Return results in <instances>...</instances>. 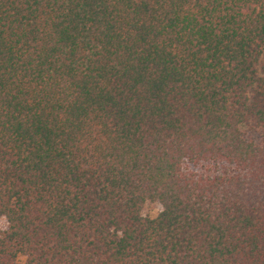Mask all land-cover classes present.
<instances>
[{
  "label": "trees",
  "instance_id": "trees-1",
  "mask_svg": "<svg viewBox=\"0 0 264 264\" xmlns=\"http://www.w3.org/2000/svg\"><path fill=\"white\" fill-rule=\"evenodd\" d=\"M0 220V264H264V0H0Z\"/></svg>",
  "mask_w": 264,
  "mask_h": 264
},
{
  "label": "rangeland",
  "instance_id": "rangeland-1",
  "mask_svg": "<svg viewBox=\"0 0 264 264\" xmlns=\"http://www.w3.org/2000/svg\"><path fill=\"white\" fill-rule=\"evenodd\" d=\"M243 130H245L246 132H248L247 131V127H243ZM249 132L247 133V135L249 136ZM207 169V168H210L211 170H213L214 168L213 167H207V166H205L204 168L203 167H201V166H199V165H192V164H185V169H187V170H190V171H192V172H199V173H201V172H203V170L204 169ZM160 205L158 204V203H156V202H149V201H147L144 205H143V207H142V209H141V215L142 216H148V217H154V216H156V214L160 211ZM5 228V222L3 221V220H0V230H3Z\"/></svg>",
  "mask_w": 264,
  "mask_h": 264
}]
</instances>
